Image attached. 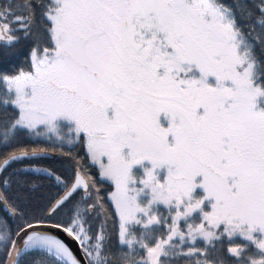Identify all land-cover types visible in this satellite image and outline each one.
<instances>
[{"label":"snow or ice","instance_id":"obj_1","mask_svg":"<svg viewBox=\"0 0 264 264\" xmlns=\"http://www.w3.org/2000/svg\"><path fill=\"white\" fill-rule=\"evenodd\" d=\"M0 264H264V0H0Z\"/></svg>","mask_w":264,"mask_h":264}]
</instances>
